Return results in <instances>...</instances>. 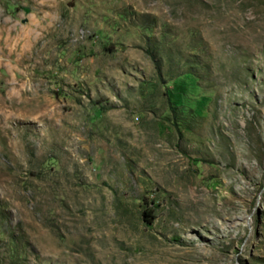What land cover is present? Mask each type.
Listing matches in <instances>:
<instances>
[{"label": "rangeland", "instance_id": "obj_1", "mask_svg": "<svg viewBox=\"0 0 264 264\" xmlns=\"http://www.w3.org/2000/svg\"><path fill=\"white\" fill-rule=\"evenodd\" d=\"M0 264H264V0H0Z\"/></svg>", "mask_w": 264, "mask_h": 264}, {"label": "trees", "instance_id": "obj_2", "mask_svg": "<svg viewBox=\"0 0 264 264\" xmlns=\"http://www.w3.org/2000/svg\"><path fill=\"white\" fill-rule=\"evenodd\" d=\"M151 56V58L154 60V58H153V56L152 55H150ZM142 217H143V220L145 221V222H147V223H151L152 222V220H153V216H152V212L151 211H144L143 212V214H142Z\"/></svg>", "mask_w": 264, "mask_h": 264}]
</instances>
